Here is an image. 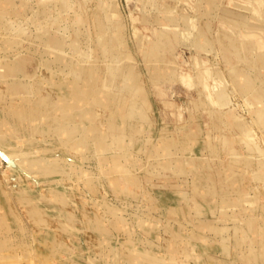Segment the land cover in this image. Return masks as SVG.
Wrapping results in <instances>:
<instances>
[{
	"label": "rangeland",
	"instance_id": "1",
	"mask_svg": "<svg viewBox=\"0 0 264 264\" xmlns=\"http://www.w3.org/2000/svg\"><path fill=\"white\" fill-rule=\"evenodd\" d=\"M257 1L0 0V264H264Z\"/></svg>",
	"mask_w": 264,
	"mask_h": 264
},
{
	"label": "crops",
	"instance_id": "2",
	"mask_svg": "<svg viewBox=\"0 0 264 264\" xmlns=\"http://www.w3.org/2000/svg\"><path fill=\"white\" fill-rule=\"evenodd\" d=\"M254 6H256V12H260V13H264V0H258L257 1V4H255ZM59 42V41H58ZM56 42V43H58ZM27 57V56H26ZM20 59V58H18ZM17 59V56L12 58L11 60H9L7 63H9L8 65L6 66H1L3 67V69L0 68V77L1 78H7L8 81L10 80L9 78H12V77H16V76H19V72L22 71V68H19L18 66H16V61L18 60ZM25 74H27V72H25ZM7 89L8 90H13L14 89V86L13 84H8L7 85ZM50 94L52 93L51 90L49 91ZM55 92V91H54ZM58 95V94H57ZM43 98V96H42ZM60 98V97H59ZM44 101V100H43ZM48 101V100H47ZM54 102V101H53ZM44 103L46 104H50L51 102H46V100L44 101ZM72 108V106L70 107Z\"/></svg>",
	"mask_w": 264,
	"mask_h": 264
},
{
	"label": "bare ground",
	"instance_id": "3",
	"mask_svg": "<svg viewBox=\"0 0 264 264\" xmlns=\"http://www.w3.org/2000/svg\"><path fill=\"white\" fill-rule=\"evenodd\" d=\"M98 75H99V73H98ZM100 76V75H99ZM74 126H75V124H74ZM10 148V147H9ZM14 152H8V151H6V150H4L3 148H1L0 147V155H1V157H3V158H5V155L6 156H8V158L10 159H6L5 158V160H8V161H11V160H13V158H14ZM130 258V257H129ZM130 260H132V258L130 259ZM164 261V260H163ZM132 263V262H131ZM133 264V263H132Z\"/></svg>",
	"mask_w": 264,
	"mask_h": 264
}]
</instances>
